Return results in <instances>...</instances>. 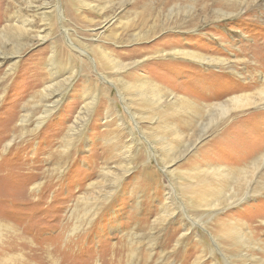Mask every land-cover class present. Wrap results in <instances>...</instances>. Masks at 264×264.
Listing matches in <instances>:
<instances>
[{
  "label": "rangeland",
  "instance_id": "rangeland-1",
  "mask_svg": "<svg viewBox=\"0 0 264 264\" xmlns=\"http://www.w3.org/2000/svg\"><path fill=\"white\" fill-rule=\"evenodd\" d=\"M262 153L264 0H0V264H264Z\"/></svg>",
  "mask_w": 264,
  "mask_h": 264
},
{
  "label": "bare ground",
  "instance_id": "bare-ground-1",
  "mask_svg": "<svg viewBox=\"0 0 264 264\" xmlns=\"http://www.w3.org/2000/svg\"><path fill=\"white\" fill-rule=\"evenodd\" d=\"M68 39L70 40L69 36H68ZM72 47H74V46L72 45ZM169 52L172 54V56L188 57L189 59H191V61H195L197 63L211 64L214 67H218V68L224 67V63H225V60L218 57V56L202 55L200 53H196L192 50H187V49H171ZM102 56L105 57L106 55L104 53H102ZM141 85H145V82L141 83ZM55 95L56 94L54 92H52V90H51V92L49 94L44 93L43 96H45V97L49 96V98L53 100V98L57 96V95L56 96ZM155 95L159 99V98H162L165 94L161 93V92H155ZM167 95H173V94L168 93ZM243 96L232 98V99H234V105L237 106L238 104H241V103L244 104L243 106L256 105V104H253V101H252V103L249 102V97H246V96L243 97ZM183 99H184V97L181 96V97H177L174 101H178V100L181 101ZM184 101L189 103L190 105L192 104L191 100H189V99H184ZM191 107H192V105H191ZM241 108L243 109V107H241ZM219 110H220L221 114H223L227 110V108L220 107ZM203 135L204 134H202V136ZM263 169H264V153L257 156L256 158H252L249 161L244 162V164L239 168H228L226 166L214 165L211 167L210 171L207 169L208 175L212 178L214 177L213 179H216V180H227V179H229L230 181H232V183H231L232 186L229 187L230 194L223 195V196L220 195V197L215 196L213 199L212 207H219L221 204H225V205H228V209L231 210L233 208H236L244 199L248 198L250 195H252L254 193L255 194L258 193V190H257L258 184H264V182L259 179V177L261 176V171ZM261 190H264V187ZM263 222H264V220H263ZM3 226H5V225L4 224L0 225V227H3ZM219 244H223V243L220 242ZM121 250H123V251H121ZM124 252H125V254H126V252L128 254H130L131 259H132L133 252L131 251L129 246L127 247V249L126 248L123 249L121 247L117 252H115L116 254L113 253V255L115 254L116 259H117L119 257H122ZM62 256H63V254H62ZM105 257H106V255H105ZM63 259H64V257H63ZM104 260H105V258L102 259L101 261H104ZM107 262L105 260V263H107ZM105 263H103V264H105Z\"/></svg>",
  "mask_w": 264,
  "mask_h": 264
}]
</instances>
